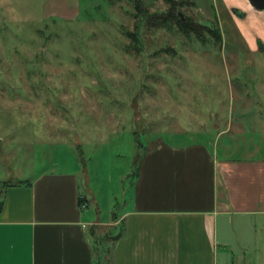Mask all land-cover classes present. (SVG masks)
<instances>
[{
	"label": "rangeland",
	"instance_id": "rangeland-1",
	"mask_svg": "<svg viewBox=\"0 0 264 264\" xmlns=\"http://www.w3.org/2000/svg\"><path fill=\"white\" fill-rule=\"evenodd\" d=\"M176 1L205 42L148 20L165 0H142L137 17L128 0H0V157L4 143L11 181L77 173L91 212L116 214L99 234L132 206L143 147L212 144L233 110L264 103V48L248 41L264 25H242L221 0Z\"/></svg>",
	"mask_w": 264,
	"mask_h": 264
},
{
	"label": "crops",
	"instance_id": "crops-1",
	"mask_svg": "<svg viewBox=\"0 0 264 264\" xmlns=\"http://www.w3.org/2000/svg\"><path fill=\"white\" fill-rule=\"evenodd\" d=\"M221 2L236 18L234 10L244 13L242 25H264V10L250 0ZM258 39L264 42L259 33L248 39L252 50ZM231 115L238 118L227 130L216 129L212 144L147 146L132 206L119 216L126 234L115 244L111 264H248L258 254L264 264V103ZM236 126L242 134L232 133ZM4 146L0 189L16 174ZM28 175L3 195L0 264H97L89 229L112 225L113 217L91 212L93 200L77 173Z\"/></svg>",
	"mask_w": 264,
	"mask_h": 264
},
{
	"label": "trees",
	"instance_id": "trees-1",
	"mask_svg": "<svg viewBox=\"0 0 264 264\" xmlns=\"http://www.w3.org/2000/svg\"><path fill=\"white\" fill-rule=\"evenodd\" d=\"M111 1L114 2L115 0H111ZM128 1L129 3H131L133 8L135 9V12L137 11V13H135L136 17L138 15L142 16L144 13L148 15V11L144 8V4L142 0H128ZM165 1L169 5L168 11L166 13L163 12L162 14L158 13V15H153V16L149 15L148 20L155 19L156 21L160 22L161 26H167L171 28L177 27V29H179L181 32H183L187 36H190L191 33H195L202 42H205L204 29H206L207 27L202 24L195 23V21H193L192 18L190 17L182 18V16H180V13L178 12V9L180 6H182V4H180L178 1L176 0H165ZM214 7L216 8L215 4H214ZM240 13L244 14L242 12ZM157 26H160V25H157ZM210 31L216 40H221L220 35L217 34L213 29H210ZM134 34L130 33L129 37L134 41H138V38L134 37L135 36ZM258 46H259V49L262 50L264 48V42L262 40H259ZM143 148H144L143 151H145L147 146ZM141 153L142 151L139 152V154ZM142 154H141V157L138 158L139 160L138 159L136 160L135 164L137 165L139 164L142 158ZM136 171L138 172V169ZM20 184H21L20 181H17V182L9 181V182L3 183L0 189V214L4 206L3 195L5 191L11 186H18ZM85 200L86 199L83 198L81 199V202L84 203ZM113 217L116 218V214H114ZM100 230H102V227H100L99 225L92 226L89 229L90 236L93 240L94 254L95 256H97V260H98L97 264H100V259L102 258V255L104 253L106 254V264H111V258H112L115 244L118 242V240L123 238L126 234L125 226L124 224L121 223L118 226H111L106 229L103 228L102 234H99Z\"/></svg>",
	"mask_w": 264,
	"mask_h": 264
},
{
	"label": "water",
	"instance_id": "water-1",
	"mask_svg": "<svg viewBox=\"0 0 264 264\" xmlns=\"http://www.w3.org/2000/svg\"><path fill=\"white\" fill-rule=\"evenodd\" d=\"M250 1H251L252 5H253L256 9H258V10H260V11H263V10H264V0H250ZM233 12H234V14H235L237 17H239V18H241V19L245 17V15H244V14H241L240 11H238V10H234ZM181 16H182V18H184L183 15H181ZM101 264H106V262H105V257L101 259Z\"/></svg>",
	"mask_w": 264,
	"mask_h": 264
}]
</instances>
